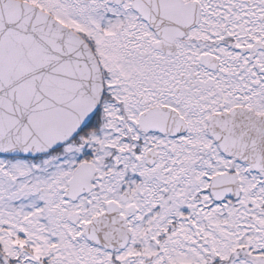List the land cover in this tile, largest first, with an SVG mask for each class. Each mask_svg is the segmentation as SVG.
<instances>
[{
	"label": "rangeland",
	"instance_id": "obj_1",
	"mask_svg": "<svg viewBox=\"0 0 264 264\" xmlns=\"http://www.w3.org/2000/svg\"><path fill=\"white\" fill-rule=\"evenodd\" d=\"M34 1L89 32L115 77L123 75L120 84L129 88L125 83L130 74L125 72L132 61L127 63L120 56L136 46L138 38L132 29L135 23L142 24L130 2ZM193 1L206 13L198 33L203 40L216 33L212 31L219 25L215 14L264 11V4L256 0ZM203 46H197L199 54ZM228 82L225 80L222 88ZM128 99L132 117L136 106L132 97ZM116 107L111 103V119L101 132L82 142V152L94 156L103 172L118 174L123 189L125 183L133 186L130 190L136 200L125 205L124 211L136 232L133 243L120 255L121 264H264V185L254 187L255 182L247 178L240 200H213L208 192L209 176L236 162L212 147L208 134L173 138L127 131L117 125ZM151 145L162 152L155 167L146 163ZM76 157L58 158L49 173H43L35 159L5 162L0 158V264H114L107 253L82 238L84 229L77 221L91 218L100 202L73 203L65 194Z\"/></svg>",
	"mask_w": 264,
	"mask_h": 264
},
{
	"label": "flooded vegetation",
	"instance_id": "obj_2",
	"mask_svg": "<svg viewBox=\"0 0 264 264\" xmlns=\"http://www.w3.org/2000/svg\"><path fill=\"white\" fill-rule=\"evenodd\" d=\"M30 1L52 12L87 38L100 60L105 91L98 110L88 124L60 147L35 157L0 154V158L5 162L35 159L41 166V171L49 173L58 158L77 154L64 191L73 203L80 202L83 205L88 204L89 200L92 201L90 204L100 202L99 210L91 218L81 220L79 215L77 219L80 220L77 221L81 222L84 229L82 238L107 253L110 261L121 264L120 255L133 243L135 225L129 220L124 208L125 205L134 203L136 196L130 190L133 187L131 183H125L123 189L118 174L103 172L94 156L83 150L85 155L82 152V142L90 139L92 133L101 132L106 127V123L111 119L112 111L108 108L111 103L117 106V125L127 131L173 138L188 133L208 134L210 139L212 138V147L220 149L226 157L236 162L224 171L232 173L234 181L238 178L241 196H227L226 200L238 201L243 197L247 178L255 182L254 187L264 185V167L224 153L214 135L225 131L264 134V11L215 14L213 16L218 17L217 24L222 22V28L218 29L219 25L216 26L217 28L212 30L216 31L212 34L213 38L207 37L203 40L198 33L206 20L204 11L199 14L198 21L188 25V29L186 25L177 22L164 24L167 28L163 30L162 37L155 28V23H151L149 18L134 6V0H111L119 4L130 2L142 22L135 23L132 29L133 36L136 37V33L138 38L136 46L133 50L126 49V54L120 56L124 57L127 63L130 59L132 61V65L125 72L126 76L130 74L125 85L130 86L124 88L123 84H120L124 76L119 79L115 77V72L109 67L101 47L94 42L89 32L61 18L55 10L41 2ZM256 2L264 4V0ZM185 16L187 15L180 13L166 14L167 18ZM139 29L142 30L140 34ZM203 44L199 54L196 48ZM121 68L118 69L119 72H122ZM225 80L229 81L228 85L222 88ZM117 86L120 87L118 90ZM130 97L136 106L132 117L127 109ZM117 112L121 114L118 115ZM146 155V163L155 167L160 163L162 152L156 145H151ZM82 164L86 165L84 175L77 178L76 171ZM218 173L217 171L209 176L207 184L208 192L215 201L218 199L212 194V182ZM102 180H109L111 183L102 184ZM197 184L198 179L194 182L195 187ZM97 219H100V224L105 225L107 239H93L88 234L89 225ZM118 222L124 224L125 235H122L119 225L117 226ZM136 244L138 245L137 242Z\"/></svg>",
	"mask_w": 264,
	"mask_h": 264
},
{
	"label": "water",
	"instance_id": "obj_3",
	"mask_svg": "<svg viewBox=\"0 0 264 264\" xmlns=\"http://www.w3.org/2000/svg\"><path fill=\"white\" fill-rule=\"evenodd\" d=\"M134 6L155 23L162 37L164 24L177 22L188 29L203 10L198 2L186 0H134ZM176 13L187 16L166 17ZM104 89L100 61L81 33L29 0H0L1 154L35 156L61 146L92 118ZM214 135L226 153L264 166V134ZM85 167L77 169V178L84 175ZM238 189V178L234 181L228 172L213 180L218 199L239 196ZM119 223L125 235V226ZM104 229L97 219L88 234L104 240L108 238Z\"/></svg>",
	"mask_w": 264,
	"mask_h": 264
}]
</instances>
